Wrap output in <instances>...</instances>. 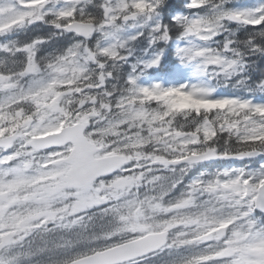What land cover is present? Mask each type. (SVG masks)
<instances>
[{
  "label": "clouds",
  "instance_id": "9594fccd",
  "mask_svg": "<svg viewBox=\"0 0 264 264\" xmlns=\"http://www.w3.org/2000/svg\"><path fill=\"white\" fill-rule=\"evenodd\" d=\"M177 2L0 0L5 103L39 129L0 174V264H236L264 234L247 175L264 169V13Z\"/></svg>",
  "mask_w": 264,
  "mask_h": 264
},
{
  "label": "snow or ice",
  "instance_id": "6c2138e0",
  "mask_svg": "<svg viewBox=\"0 0 264 264\" xmlns=\"http://www.w3.org/2000/svg\"><path fill=\"white\" fill-rule=\"evenodd\" d=\"M34 3V0H24L25 6H31ZM181 0H178L175 7H179ZM4 10L0 8V13ZM250 13L253 19H259L261 14L264 13V0H257V3L248 8H241L235 10L234 18L237 20L242 19L245 14ZM261 24L264 25V20L261 21ZM249 27H258V25H249ZM193 30V29H190ZM198 55H204V53H198ZM9 76V73L0 71V88H6V85L10 84L11 81L7 79H3L4 77ZM155 91H160L159 88L155 89ZM4 99H7V95L5 93ZM157 99L162 100L163 96L157 97ZM226 105H221L224 107ZM248 105H246L247 107ZM257 107H264V105H258ZM11 155V154H9ZM248 176L255 175L257 183L260 179H264V169L259 170H250L247 173ZM264 193L257 192V202L264 206ZM239 254L236 257V264H264V234L257 235L254 237L253 244L245 249H237L234 250ZM219 257L216 258L217 262L219 261Z\"/></svg>",
  "mask_w": 264,
  "mask_h": 264
},
{
  "label": "trees",
  "instance_id": "16d2710c",
  "mask_svg": "<svg viewBox=\"0 0 264 264\" xmlns=\"http://www.w3.org/2000/svg\"><path fill=\"white\" fill-rule=\"evenodd\" d=\"M235 2V0H234ZM183 0H181V4ZM13 28L16 27V24L12 26ZM61 43H64L63 41ZM18 105H22L24 107L25 115H28L29 112L26 107V100L14 105H8L2 109H0V125L6 123L7 129L1 130L2 132L8 134L13 131L21 130V126L24 123V119L21 116H17L16 113L21 111ZM1 108V107H0Z\"/></svg>",
  "mask_w": 264,
  "mask_h": 264
},
{
  "label": "rangeland",
  "instance_id": "374dc122",
  "mask_svg": "<svg viewBox=\"0 0 264 264\" xmlns=\"http://www.w3.org/2000/svg\"><path fill=\"white\" fill-rule=\"evenodd\" d=\"M257 3V0H254V5ZM254 5H251V4H245V5H240L238 6L236 9H241V8H248V7H252ZM9 20V18L4 14V13H0V27L3 26V24ZM194 75L192 74V70L191 69H188V70H177L176 73L172 74V75H169L166 77V82L168 84H175V83H179V82H182L184 80H192L194 79ZM5 97V96H4ZM5 102V99L4 101ZM27 129H29V126L27 127ZM29 131H35V134L39 135V129H35V130H32V129H29ZM26 134H28V132H25ZM20 149V147L18 148ZM17 152H11V153H8V154H4V153H0V161H3L6 157H16ZM11 154V155H9ZM2 164H5V163H0V169L2 167ZM8 167V165L6 166ZM0 179H2L1 175H0Z\"/></svg>",
  "mask_w": 264,
  "mask_h": 264
},
{
  "label": "water",
  "instance_id": "95a60500",
  "mask_svg": "<svg viewBox=\"0 0 264 264\" xmlns=\"http://www.w3.org/2000/svg\"><path fill=\"white\" fill-rule=\"evenodd\" d=\"M15 139H16V137H13V138H10V139H8V140H10L11 143H12ZM8 140H6V141H8ZM0 146H5L4 142H3V144H0ZM5 147H6V146H5Z\"/></svg>",
  "mask_w": 264,
  "mask_h": 264
}]
</instances>
